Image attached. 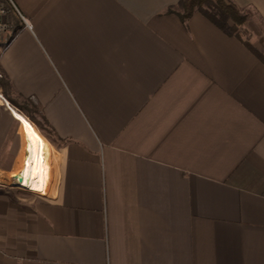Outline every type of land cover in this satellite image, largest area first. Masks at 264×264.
<instances>
[{
    "label": "crops",
    "instance_id": "crops-1",
    "mask_svg": "<svg viewBox=\"0 0 264 264\" xmlns=\"http://www.w3.org/2000/svg\"><path fill=\"white\" fill-rule=\"evenodd\" d=\"M178 1L13 0L8 93L65 143L54 194L0 201V264H264V0L240 36Z\"/></svg>",
    "mask_w": 264,
    "mask_h": 264
},
{
    "label": "rangeland",
    "instance_id": "rangeland-1",
    "mask_svg": "<svg viewBox=\"0 0 264 264\" xmlns=\"http://www.w3.org/2000/svg\"><path fill=\"white\" fill-rule=\"evenodd\" d=\"M11 18H12V12H10L9 18H8L10 30H11ZM9 33L10 31H7L5 33V36L2 38V41L0 42V47L6 44L4 41L6 38L8 39ZM0 91L6 98L8 105H10L11 107L10 110H16L20 114H22L19 111V109L10 102L9 98L6 96L4 88L1 85H0ZM7 94H8V90H7ZM11 97H14V100L17 102L18 106H21V107L28 106L27 108H29L30 104L25 103L22 99L15 97V96H11ZM10 110L5 104L0 105V114L4 113L5 115L4 125H5V132L7 134L5 135L6 141L1 143V146H0V201L9 200L16 204H21V205L23 204L24 206H30L31 204L38 203L42 199L48 198L52 194H54L55 189L57 187V175L56 174L59 169V160H58L59 154L57 153L56 146L52 144L54 148V152H53L54 173H53V179L50 184L48 195H41L35 192L42 193L44 192V189H45V180H46V177L49 176L50 166L52 163L51 162L52 155L50 156L51 154L50 145L46 147L45 145H42L41 147V155L37 161L36 172L33 178V189H30L35 192L29 191L21 187L20 185H18V183H16L17 182L16 180L13 181L12 179L13 172L15 170L16 171L20 170L19 163L23 156V150H22L23 144H22L21 133L19 129V121L13 118V115L10 113L11 112ZM22 115L26 117L24 114ZM26 119L29 120L28 118ZM33 128L35 130L38 129L41 132V130L37 126H36L37 129L34 126ZM41 133L43 134V132ZM48 141L51 143L49 139Z\"/></svg>",
    "mask_w": 264,
    "mask_h": 264
},
{
    "label": "trees",
    "instance_id": "trees-1",
    "mask_svg": "<svg viewBox=\"0 0 264 264\" xmlns=\"http://www.w3.org/2000/svg\"><path fill=\"white\" fill-rule=\"evenodd\" d=\"M168 10L177 12L182 20L189 17L193 12L198 11L214 25L227 33H234L238 36L246 33V30L243 28V24L246 21L247 15L246 13L240 11L230 0H179L174 7H171ZM246 44L256 53L258 57L263 60L262 55L255 48H253L248 42H246ZM0 85L4 88L6 96L9 98L10 102L16 106L19 111L30 120V122L34 123L53 145L57 146L65 143V140L58 136L53 127L49 124L41 112L38 111L34 104H32L28 99L20 95H16L15 97H18L25 103L30 104L29 108H27L28 106H18L14 97H11L9 93L7 94L9 81L1 70Z\"/></svg>",
    "mask_w": 264,
    "mask_h": 264
},
{
    "label": "bare ground",
    "instance_id": "bare-ground-1",
    "mask_svg": "<svg viewBox=\"0 0 264 264\" xmlns=\"http://www.w3.org/2000/svg\"><path fill=\"white\" fill-rule=\"evenodd\" d=\"M8 107L11 109L10 105ZM11 112L13 117L19 121L23 144V156L19 163L20 170L18 171L19 174L16 173L14 175L16 177L14 180L20 183V186L30 190L33 189V178L36 172L37 161L41 155V147L42 145H45V147L49 145L39 132L33 128V124L29 120L16 110H11Z\"/></svg>",
    "mask_w": 264,
    "mask_h": 264
},
{
    "label": "built area",
    "instance_id": "built-area-1",
    "mask_svg": "<svg viewBox=\"0 0 264 264\" xmlns=\"http://www.w3.org/2000/svg\"><path fill=\"white\" fill-rule=\"evenodd\" d=\"M12 10H17L16 6L14 5L13 0H0V42L2 41V38L5 36V33L7 31H10L8 18ZM25 22H26V25L29 28H31V24L28 23L27 21ZM6 39L4 41L5 43H6ZM2 104L3 105L5 104L8 107V102L0 91V105Z\"/></svg>",
    "mask_w": 264,
    "mask_h": 264
}]
</instances>
